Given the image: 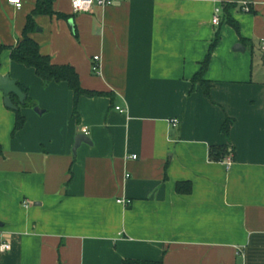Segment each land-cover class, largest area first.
<instances>
[{"label": "crops", "instance_id": "1", "mask_svg": "<svg viewBox=\"0 0 264 264\" xmlns=\"http://www.w3.org/2000/svg\"><path fill=\"white\" fill-rule=\"evenodd\" d=\"M232 1L117 0L73 13L53 0L30 36L83 89L106 93L81 95L74 115L66 82L10 58L36 0H0V74L29 98H12L25 117L13 132L16 109L0 91V245L10 246L0 264H264V0L229 10L239 31L225 19ZM217 34L206 95L192 78ZM83 127L90 143L74 154ZM217 145L230 153L215 161Z\"/></svg>", "mask_w": 264, "mask_h": 264}, {"label": "trees", "instance_id": "2", "mask_svg": "<svg viewBox=\"0 0 264 264\" xmlns=\"http://www.w3.org/2000/svg\"><path fill=\"white\" fill-rule=\"evenodd\" d=\"M245 1L248 5V11H251L249 4L252 0H233L232 2H228L224 4V12L226 23L233 27L236 31H239V25L235 19L229 14V10L237 4H241ZM53 0H36V5L31 13L27 16L26 22L24 24L22 35L19 41L15 46L9 47L10 49V58L12 61L22 64L26 67H31L34 69L35 74L44 82L49 83L50 81L55 82H66L69 89L73 93V114L77 115V102L78 98L81 95L94 96V95H102L106 94L104 92L90 91L85 90L81 87L79 82L78 73L75 69L67 64H54L51 62L50 56L46 54H42L40 52V48L38 43L30 36V34L35 30L36 23L34 21V16L38 14H46L52 15L54 14V10L52 9ZM243 7V5L241 4ZM58 17L67 18L65 14H57ZM219 41L218 34L215 35L212 42L210 43L207 53L204 57V60L200 64L199 70L195 73L192 78L193 82H198L203 87L205 94L209 95V90L211 88V82L207 79L203 78V75L208 67L209 60L211 58V54L216 47ZM5 46H0V52L3 50ZM18 85L21 89L27 94V88L22 86L20 83ZM11 98L14 99L16 103H18V99L15 95H11ZM29 100L28 96H26L23 105L27 103ZM25 123V117L20 113L19 107L16 109V117L13 132L19 130L23 127ZM233 124V119L226 118L221 126V132L228 137L229 130L231 125ZM2 151L0 144V152ZM229 151H233L232 149ZM227 145H217L211 146L209 151V156L212 160H221L226 154H228ZM177 190L182 192L185 190H181L180 183L177 184ZM122 264H162L160 261H144V260H135V259H124Z\"/></svg>", "mask_w": 264, "mask_h": 264}, {"label": "built area", "instance_id": "3", "mask_svg": "<svg viewBox=\"0 0 264 264\" xmlns=\"http://www.w3.org/2000/svg\"><path fill=\"white\" fill-rule=\"evenodd\" d=\"M9 4L13 5L15 8H20L22 5V0H7ZM115 1L117 0H70V6H71V10L73 13H79V12H88L91 10V8L94 5L100 6V7H106L109 5H112ZM243 5L242 9L245 11H248V5L245 1H243L241 3ZM221 9L219 7H216L214 9V13H213V17H212V23L213 24H218L219 23V14H220ZM262 49H264V45H262ZM99 56L95 55L93 56V64H92V70L94 72H99ZM116 110H118L119 112H123L124 110L120 107H115ZM171 124L173 126L177 125L178 120L177 119H171L170 120ZM82 132L84 134L88 133V129L87 127H83ZM131 158H135V155H132ZM225 163L227 165V167H229L232 164L231 158L227 157L225 159ZM118 202L121 203H126L128 201H123V200H117ZM9 245L8 244H1L0 245V250H7L9 249Z\"/></svg>", "mask_w": 264, "mask_h": 264}, {"label": "water", "instance_id": "4", "mask_svg": "<svg viewBox=\"0 0 264 264\" xmlns=\"http://www.w3.org/2000/svg\"><path fill=\"white\" fill-rule=\"evenodd\" d=\"M233 50H243V46L240 43H236L233 46ZM0 91H2L4 96L3 103L5 107L13 110L17 109V106L13 103L11 95H15L19 103H23L27 96V94L18 85V81L14 78H11L9 74H0ZM35 111L40 113V110L37 107L35 108ZM81 143H90V139L87 134L78 133L75 135L74 144L72 147V152L74 154Z\"/></svg>", "mask_w": 264, "mask_h": 264}, {"label": "rangeland", "instance_id": "5", "mask_svg": "<svg viewBox=\"0 0 264 264\" xmlns=\"http://www.w3.org/2000/svg\"><path fill=\"white\" fill-rule=\"evenodd\" d=\"M35 108H36V107L33 108L34 111H35Z\"/></svg>", "mask_w": 264, "mask_h": 264}]
</instances>
